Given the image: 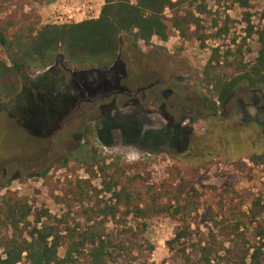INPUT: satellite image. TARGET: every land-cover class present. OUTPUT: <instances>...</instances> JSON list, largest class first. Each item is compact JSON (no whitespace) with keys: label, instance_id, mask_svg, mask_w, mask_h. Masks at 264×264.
<instances>
[{"label":"trees","instance_id":"trees-1","mask_svg":"<svg viewBox=\"0 0 264 264\" xmlns=\"http://www.w3.org/2000/svg\"><path fill=\"white\" fill-rule=\"evenodd\" d=\"M46 1L13 0L0 6V46L14 54L12 65L0 60V103L19 95L26 71L61 63L68 70L103 74L115 67L123 42L150 47L155 38L167 43L179 36L205 49L210 39L202 17L208 7L198 0H102L98 18L62 24H45L31 7ZM236 1L251 8L249 0ZM244 19L248 39L258 38V55L247 61V38L236 51L213 50L202 78L207 111L217 112L242 86L264 87V9L260 29L255 30L249 12ZM223 33L228 28L216 37ZM234 167L249 176L264 169V153ZM51 170L43 174L46 181L53 179ZM81 170L85 176L78 175ZM60 171L65 174L56 182L53 198L66 210L61 217L16 192L0 195V264H150L155 247L146 234L153 218L176 224L165 264H264V192L214 186L216 206L203 213L207 194L197 182V169L156 181L138 164L105 157L90 143L56 165L55 173ZM203 224L208 232L202 234Z\"/></svg>","mask_w":264,"mask_h":264},{"label":"rangeland","instance_id":"rangeland-1","mask_svg":"<svg viewBox=\"0 0 264 264\" xmlns=\"http://www.w3.org/2000/svg\"><path fill=\"white\" fill-rule=\"evenodd\" d=\"M12 1L0 0V6L7 7ZM59 1L31 7L50 23V13ZM249 1L251 8L246 10L236 0H198L197 4L208 7L202 16L210 35L205 49L185 43L179 36L167 43L155 38L150 47L123 42L117 63L108 73L77 67L68 70L61 63L24 72L19 95L0 103V195L16 192L61 217L66 210L56 204L53 190L65 171L55 173V166L86 143L105 157L138 164L156 181L173 172L197 169V182L207 194L203 213L216 206L219 194L214 186L223 190L234 185L240 192L263 193L264 169L256 168L247 176L237 172L234 163H249L252 156L264 153V89L242 86L217 112L207 111L203 101V72L215 48L236 51L247 38L246 49L251 50L247 61L258 55V38L248 39L244 18L249 12L255 30L260 29L264 0ZM226 28L227 34L216 37ZM0 60L12 65L13 52L0 46ZM155 85L163 92H174L168 102L175 108L169 110L167 100L158 99L155 88L150 91L151 100L145 99ZM156 101L163 104L156 105ZM82 125L83 136L78 139ZM50 168L53 179L46 181L43 174ZM78 175L85 173L81 170ZM113 228L110 225L109 230ZM175 228L169 218L148 220L146 239L155 247L150 264L168 262L167 242L174 237ZM202 228V234L208 232L205 224ZM138 259L139 263L144 260Z\"/></svg>","mask_w":264,"mask_h":264},{"label":"built area","instance_id":"built-area-1","mask_svg":"<svg viewBox=\"0 0 264 264\" xmlns=\"http://www.w3.org/2000/svg\"><path fill=\"white\" fill-rule=\"evenodd\" d=\"M100 4L94 1H82V0H60L50 17L52 22L45 24H62L81 22L91 18H98L101 14L102 0Z\"/></svg>","mask_w":264,"mask_h":264},{"label":"flooded vegetation","instance_id":"flooded-vegetation-1","mask_svg":"<svg viewBox=\"0 0 264 264\" xmlns=\"http://www.w3.org/2000/svg\"><path fill=\"white\" fill-rule=\"evenodd\" d=\"M157 89V94H156V96L158 97V99H162V98H164V99H166L167 101H164V103H165V105L168 107V109L170 110L171 108H175V104H173V102H171V103H169L168 102V100L172 97V96H174V92L173 91H162V87L159 85L158 87H157V85H155V86H150V88H149V90H148V94L149 95H145L144 97H145V99L147 100V101H150L151 100V93H150V91L151 90H153V89ZM147 96H148V99H147ZM181 102H182V100H180V101H178L177 102V106H176V108L178 107V110H179V108H180V104H181ZM163 103H161V102H159V101H156V105H162ZM216 114V113H215ZM84 125V124H83ZM83 125H82V127H81V132L79 133V134H77V138L78 139H81L82 138V136H83ZM68 135V134H67ZM65 155H67V152H65L64 153ZM67 157V156H66Z\"/></svg>","mask_w":264,"mask_h":264},{"label":"water","instance_id":"water-1","mask_svg":"<svg viewBox=\"0 0 264 264\" xmlns=\"http://www.w3.org/2000/svg\"><path fill=\"white\" fill-rule=\"evenodd\" d=\"M264 89V87H262Z\"/></svg>","mask_w":264,"mask_h":264}]
</instances>
